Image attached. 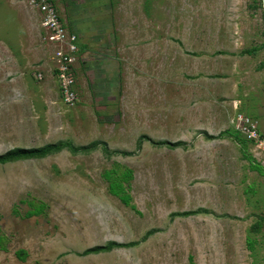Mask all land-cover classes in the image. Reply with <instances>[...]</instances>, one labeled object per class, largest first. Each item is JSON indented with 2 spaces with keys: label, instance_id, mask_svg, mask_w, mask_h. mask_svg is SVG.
Returning <instances> with one entry per match:
<instances>
[{
  "label": "rangeland",
  "instance_id": "374dc122",
  "mask_svg": "<svg viewBox=\"0 0 264 264\" xmlns=\"http://www.w3.org/2000/svg\"><path fill=\"white\" fill-rule=\"evenodd\" d=\"M52 1L84 53L76 102L0 77V152L84 149L0 163V264H264V155L229 122L264 133L261 0ZM37 18L0 0V71L20 51L49 71Z\"/></svg>",
  "mask_w": 264,
  "mask_h": 264
},
{
  "label": "built area",
  "instance_id": "2783aa9c",
  "mask_svg": "<svg viewBox=\"0 0 264 264\" xmlns=\"http://www.w3.org/2000/svg\"><path fill=\"white\" fill-rule=\"evenodd\" d=\"M27 4L37 14L40 40L51 49L50 70L56 83L57 97L65 106H71L77 96L75 64L81 61L78 37L63 23L52 0H27ZM41 79V73L34 75V80ZM229 122L233 130L248 141L257 153L264 155V133L258 130L253 119L236 110Z\"/></svg>",
  "mask_w": 264,
  "mask_h": 264
},
{
  "label": "crops",
  "instance_id": "0c3cea01",
  "mask_svg": "<svg viewBox=\"0 0 264 264\" xmlns=\"http://www.w3.org/2000/svg\"><path fill=\"white\" fill-rule=\"evenodd\" d=\"M37 28H38V24H37ZM81 55H84V53H82ZM21 56H22V52L20 51L19 54L13 56V58L10 59L11 61L10 65H9V59H8V65H4L0 71V77L3 80V83L8 86L7 92L10 94L12 101H20L26 92L25 89L23 88L24 82L25 83L34 82L35 81L34 75L36 73H40L37 70L39 67L38 64H35V66H29L31 69L28 72H24L23 71L24 66L22 65V62H21ZM45 78H47L46 81L51 85L50 91L52 92V94L55 93L57 95L56 83H55L53 73L51 72L50 68H49V71L45 73L44 78L42 75V79H45ZM46 98L51 100L48 97Z\"/></svg>",
  "mask_w": 264,
  "mask_h": 264
},
{
  "label": "trees",
  "instance_id": "16d2710c",
  "mask_svg": "<svg viewBox=\"0 0 264 264\" xmlns=\"http://www.w3.org/2000/svg\"><path fill=\"white\" fill-rule=\"evenodd\" d=\"M167 145L172 146L177 144V142H167ZM67 148L70 152L75 153L77 151H80L81 149L84 148H77L72 146L69 143H64L63 141H57V142H48L43 146L39 147H30V148H12L5 150L3 152H0V163L3 162H12L15 160H23V159H38L44 157L46 154L55 152L60 150L61 148ZM191 214V212H181L179 215H188ZM126 244H120L119 242L116 241H109L107 243H104L103 245H97L93 247H89L84 249L81 253L83 255L89 254V253H97V252H103V250H108L112 246H118L122 247L125 246Z\"/></svg>",
  "mask_w": 264,
  "mask_h": 264
},
{
  "label": "water",
  "instance_id": "95a60500",
  "mask_svg": "<svg viewBox=\"0 0 264 264\" xmlns=\"http://www.w3.org/2000/svg\"><path fill=\"white\" fill-rule=\"evenodd\" d=\"M261 2H262V5L264 6V0H261Z\"/></svg>",
  "mask_w": 264,
  "mask_h": 264
}]
</instances>
